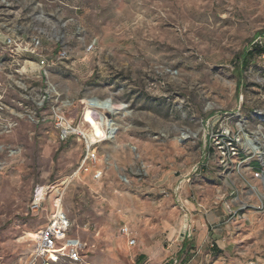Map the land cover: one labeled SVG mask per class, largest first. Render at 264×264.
<instances>
[{"label": "rangeland", "instance_id": "374dc122", "mask_svg": "<svg viewBox=\"0 0 264 264\" xmlns=\"http://www.w3.org/2000/svg\"><path fill=\"white\" fill-rule=\"evenodd\" d=\"M6 36L40 47L16 53ZM92 99L110 101L116 127L95 145L101 179L82 174L63 192L70 234L85 264H154L147 251L176 245L186 199L231 203L230 184L201 168L204 121L227 112L264 139V0H0V264L29 263L51 212L30 210L37 187L84 157L79 134L59 139L54 111L86 135ZM243 213L218 242L224 264L264 262V209Z\"/></svg>", "mask_w": 264, "mask_h": 264}, {"label": "built area", "instance_id": "2783aa9c", "mask_svg": "<svg viewBox=\"0 0 264 264\" xmlns=\"http://www.w3.org/2000/svg\"><path fill=\"white\" fill-rule=\"evenodd\" d=\"M5 45L16 53L25 52L28 55H35L40 47V40L31 38L28 43L22 44L6 36ZM92 48V45L89 46L88 51ZM65 54V52H62L59 53V56L62 58ZM38 62L39 69L46 65L43 59ZM108 115L109 113L106 114L107 117H109ZM53 117L61 141H66L73 134L76 135L75 128L61 113L60 108L54 111ZM213 117H216V119L209 117L204 121V148L201 168L211 164L212 169L216 171L221 180V184L227 185L229 183L231 186L229 193L231 203L227 207H223L224 214L226 212L230 219L223 218L218 224L219 226L213 227L212 230L215 232L232 219L241 218L246 210L262 211L264 209V139L260 137L258 131L248 129V122L244 118L237 120L234 127H232L230 119L234 117L233 115L224 112L215 113ZM109 120L112 119L109 117ZM80 136L84 140L85 154L78 169L71 174V179L72 176L74 178L78 170L87 172L88 165H94L92 177L95 181H98L101 179L103 172L97 168L99 161L95 148L97 142L90 143L86 136ZM68 177L52 189L45 188L44 195L40 200H35L36 192L29 204L32 212L38 211L44 203L46 194L53 190L56 193L51 200L48 223L33 234L35 246L28 264H58L61 261L80 264L84 259L85 244L79 239H71L67 235L71 223L63 211L62 196L65 188L71 182ZM236 179L241 184L239 190L235 187L234 182ZM193 231L190 221L186 220L182 227V236L191 240ZM209 245L210 247L213 246L212 243H209ZM166 264L184 263L179 258H173Z\"/></svg>", "mask_w": 264, "mask_h": 264}, {"label": "crops", "instance_id": "0c3cea01", "mask_svg": "<svg viewBox=\"0 0 264 264\" xmlns=\"http://www.w3.org/2000/svg\"><path fill=\"white\" fill-rule=\"evenodd\" d=\"M97 168L100 169L99 161H98ZM93 170L94 168H92V170L89 173H87L90 175V181L92 180L95 181L92 177ZM83 175H86V174H83ZM78 178H80V176L73 178L70 183H72L75 179H78ZM181 184H183L182 185V192H183L186 188L187 183L183 181ZM55 194L56 193L54 190L52 192H48L44 200V204H47V206L50 207V210H51V200L55 196ZM185 210L187 211V213L183 216V223L179 231L176 233L177 237L176 238L174 237V239H176V245L171 244L167 248H164L163 246L158 245L152 248V251H147L149 255L148 261L150 263L153 262L155 264L163 260H165V263H166L173 258H179V259L181 258L182 261L184 260L188 261L189 264H224L219 259L215 258L217 257V254H219L217 253L216 250L220 249L218 242L222 238L224 226H221V229L219 227V229L216 230L215 232L212 230L213 227L216 228L217 226H219L218 224L221 222V220H223L224 209H222V207H198L197 204L195 205L190 199H186L185 200ZM191 212L195 213L194 221L190 214ZM186 220L191 222V225L194 229L193 237L191 240L186 239L181 234L182 227ZM67 235L71 239H79L80 241H82L80 237L70 234V229L68 230ZM174 239H169V235L167 234L166 240L168 242H172ZM31 241L32 243L33 242L35 243L34 236L32 237ZM113 241L114 240L112 239V242ZM209 243H212L213 246L210 247ZM121 247L123 248V243L121 244ZM31 254L32 252H29L28 254L29 260H30ZM139 258L141 259L143 257L140 256ZM59 263H69V262L61 261ZM82 263L85 264L84 259Z\"/></svg>", "mask_w": 264, "mask_h": 264}, {"label": "bare ground", "instance_id": "6f19581e", "mask_svg": "<svg viewBox=\"0 0 264 264\" xmlns=\"http://www.w3.org/2000/svg\"><path fill=\"white\" fill-rule=\"evenodd\" d=\"M29 67L31 69H36L37 65L35 63L30 62L29 63ZM87 109H89V123L94 126L92 128V130H90L89 132H86V135L83 134L82 131L79 130H75V134L79 136L80 135H84L87 137L88 142L90 143H98L107 139H111L114 137V133H115V127H116V123L114 122V120H109V117L106 116L107 113H113L112 112V107H111V103L109 100L106 101H101V100H96V99H92L89 100L87 103ZM97 115V117H99V122L95 121L93 118L94 115ZM95 124V125H94ZM187 134V133H186ZM185 137V136H184ZM94 165H88V171L87 172H82L80 170H78L76 172V174L74 175V178L81 176L82 174H87L89 173L90 168H93ZM73 179V176H72ZM71 179V175L68 177V180L72 181ZM45 192V188L43 186H39L37 187V194L35 195V200H40L42 198V196L44 195ZM264 264V262L262 263Z\"/></svg>", "mask_w": 264, "mask_h": 264}, {"label": "trees", "instance_id": "16d2710c", "mask_svg": "<svg viewBox=\"0 0 264 264\" xmlns=\"http://www.w3.org/2000/svg\"><path fill=\"white\" fill-rule=\"evenodd\" d=\"M253 53H254V51L246 49L244 55H247V54H248V55H252ZM243 60H244V59L241 60L242 64H243Z\"/></svg>", "mask_w": 264, "mask_h": 264}]
</instances>
